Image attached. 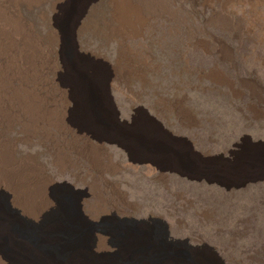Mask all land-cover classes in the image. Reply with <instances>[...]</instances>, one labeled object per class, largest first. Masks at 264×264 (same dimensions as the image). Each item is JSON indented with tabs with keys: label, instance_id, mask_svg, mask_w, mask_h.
I'll return each instance as SVG.
<instances>
[{
	"label": "rangeland",
	"instance_id": "rangeland-1",
	"mask_svg": "<svg viewBox=\"0 0 264 264\" xmlns=\"http://www.w3.org/2000/svg\"><path fill=\"white\" fill-rule=\"evenodd\" d=\"M119 1L25 14L32 56L14 71L26 90L15 78L0 104V157L16 166L0 175V264H219L210 246L227 264H264V171H249L264 150V0H125L115 36ZM89 11L102 27L80 32ZM77 84L96 124L78 113ZM235 143L245 150L221 159ZM172 152L181 161L158 169ZM190 158L239 174L221 186ZM159 250L168 257L150 262Z\"/></svg>",
	"mask_w": 264,
	"mask_h": 264
},
{
	"label": "bare ground",
	"instance_id": "bare-ground-1",
	"mask_svg": "<svg viewBox=\"0 0 264 264\" xmlns=\"http://www.w3.org/2000/svg\"><path fill=\"white\" fill-rule=\"evenodd\" d=\"M47 1H51L54 6V8L58 7V3L60 1H63V0H0V104H2V102L6 99H4V97L6 96V94L10 93V88L8 85H10L12 83V80H14L16 78V74H15V71H14V65L18 62H16V58H18V54L20 53L21 56H23L26 60L29 58H31L32 54L29 53L30 49L29 46L27 45L26 41H25V37L26 35L28 34H31V29H30V25H29V20H27L25 18V14L28 12H31L33 9H36L38 7H40L43 3L47 2ZM112 3L114 2V0H111ZM127 1V0H126ZM130 2V1H128ZM155 2V1H153ZM158 3V2H157ZM129 4V3H128ZM130 5V4H129ZM160 5V4H159ZM52 6V5H51ZM127 2H125V0H121L119 1V6H118V11H115L116 9H114V12L115 14L117 15V20L121 23V26L119 28H111L109 27V30L112 29V32L113 34H115V36L123 31H125L124 26L125 23H126V20H127V15L125 12H128L126 11L127 9ZM115 7V6H114ZM131 8V5L129 6ZM128 7V8H129ZM41 8V7H40ZM39 8V9H40ZM53 8V9H54ZM137 8V7H136ZM153 8V7H152ZM140 8H138L139 10ZM38 10V9H37ZM137 10V11H138ZM35 11V10H34ZM97 11V10H96ZM121 11V12H120ZM135 10H133L134 12ZM120 12V14L118 13ZM131 13V12H130ZM135 13V12H134ZM137 13V12H136ZM129 14V13H128ZM115 15V16H116ZM140 15V14H139ZM138 15V16H139ZM142 15V14H141ZM100 16V15H99ZM109 16V15H108ZM144 16V15H142ZM221 16V15H220ZM135 17V16H134ZM96 17H94L92 15V13L89 11L88 12V15L86 16L85 19H83V21L80 23L79 25V31L82 32V30H84L85 26H88V25H100V21L99 20H96L95 19ZM104 20V19H103ZM220 20H223V22L225 24H227L228 26L232 25L233 24V19L231 20L230 17L228 16H224L223 17L221 16ZM105 21L107 22V20L105 19ZM102 22V21H101ZM118 22V23H119ZM119 23V25H120ZM129 23V22H127ZM131 23V22H130ZM129 23V24H130ZM102 24V23H101ZM106 24V23H104ZM108 25V24H106ZM105 25V26H106ZM113 25V24H112ZM137 25V24H136ZM234 25V24H233ZM30 26V27H29ZM101 26V25H100ZM237 26V25H236ZM33 27V26H32ZM35 27V26H34ZM89 27V26H88ZM102 27V26H101ZM91 28H93L91 26ZM106 28V27H105ZM127 28V27H126ZM133 29V28H132ZM35 30V29H33ZM50 34H49V38H50V42H51V45H49L51 47V50L53 52H56L57 53V50L55 49V46H56V33L53 31V29L51 28L50 30ZM100 31V30H99ZM34 34L36 33L35 31H33ZM107 32V31H106ZM109 32V31H108ZM111 32V33H112ZM98 33V32H97ZM102 33V32H101ZM100 33V34H101ZM96 34V33H95ZM105 34V33H104ZM110 34V33H108ZM33 35V34H32ZM102 35V34H101ZM35 36V35H34ZM104 36V35H103ZM43 37V36H42ZM106 37V36H105ZM104 39H107L105 38ZM27 39V38H26ZM34 41V40H33ZM44 41V40H43ZM28 42V41H27ZM35 43V42H34ZM41 44V43H40ZM36 46V45H35ZM41 48V47H40ZM33 49V48H32ZM36 50V49H35ZM39 50V48H38ZM28 51V52H27ZM34 52V51H32ZM38 52V51H37ZM36 52V53H37ZM20 56V57H21ZM35 58V57H34ZM16 59V60H14ZM37 59V58H36ZM22 62H26L24 59H20ZM33 60V59H32ZM13 61V62H12ZM31 61V60H30ZM12 62V63H11ZM20 62V61H19ZM29 61H27V64H31V63H28ZM21 66V65H20ZM24 66V65H23ZM20 69V68H18ZM25 69V67H24ZM17 70V69H16ZM20 72V71H19ZM11 73V74H10ZM19 77V76H18ZM22 79V81H21ZM16 80L20 82V88L23 87V82H24V79L23 78H16ZM15 81V80H14ZM16 85V84H15ZM12 86V85H11ZM14 86V84H13ZM79 86L78 88H76V92L78 91V98H74V101H75V104H76V107L78 109V113H80L79 115H81L84 119V123H87V124H96L97 122H95V119L92 117V113L95 114V110H92L93 106L96 104H94L91 100L89 101V98L87 97V87H84L83 84H77L76 87ZM86 86V85H85ZM23 90H26L25 88H21ZM20 90V89H19ZM18 91V90H17ZM29 91V89H28ZM27 91V92H28ZM26 92V93H27ZM25 93V92H23ZM13 94V93H12ZM33 94V93H32ZM26 95V94H25ZM15 97V96H14ZM86 98V99H85ZM9 99V97H7V100ZM17 99V98H16ZM24 99V98H23ZM32 99V98H31ZM85 99V100H84ZM30 101V100H28ZM7 102V101H6ZM10 101H8L9 103ZM27 102V100H26ZM19 103V102H18ZM6 104V103H4ZM13 104V103H12ZM17 104V103H16ZM20 104V103H19ZM90 104H92V106H90ZM11 105V104H10ZM25 105V104H24ZM8 106V105H7ZM26 106V105H25ZM31 108H33L31 106ZM8 109V108H7ZM32 110V109H31ZM87 110H89V114L87 112ZM15 111V110H14ZM10 112V111H9ZM7 113V112H6ZM10 114V113H9ZM8 114V115H9ZM14 114V113H13ZM12 114V115H13ZM4 116V115H3ZM91 117L93 119H91ZM5 118V117H3ZM12 118V117H11ZM27 118V117H26ZM21 121V120H20ZM3 122V121H2ZM13 122V121H11ZM4 123V122H3ZM9 123V122H8ZM7 123V124H8ZM6 124V123H5ZM147 124V123H146ZM6 126V125H5ZM4 124H2L1 127H5ZM10 125H8L6 128H4V132L7 131L9 128ZM148 127H151V126H148ZM1 130V129H0ZM138 133V132H137ZM136 134V133H135ZM134 134V135H135ZM130 135V134H128ZM138 135V134H137ZM111 135L109 134V137ZM137 137L136 135L133 136V134L129 137ZM117 139V141H122L124 142V140L126 139L125 136H122L121 134L119 136H115L114 139ZM4 140V139H3ZM11 140V139H10ZM169 142V141H168ZM170 144V143H169ZM125 148V147H124ZM190 148V147H189ZM234 149L230 150L229 151V154L228 156H224L221 158V159H225L227 161H229L230 159H232V156L233 158L237 156L238 153H240L241 151H239L237 148H242L244 149V145L243 144H240V143H235L234 146H233ZM191 149V148H190ZM236 149V150H235ZM7 150V149H6ZM245 150V149H244ZM193 150L191 149V152ZM253 152H256V156L255 157V167L257 169H252L249 170L250 172L252 173H259L262 177V171H264V150H262L261 148H257L255 149ZM16 154V153H15ZM152 154V153H151ZM180 154V153H179ZM181 156L178 155V152L177 153H174L172 152V154L169 156V157H166L167 158V161H168V166L166 167H163L164 165H166V163L163 165V166H157V161H153L152 164H155L157 166L158 169H160L161 171H165L166 169L168 170L169 169V165L170 163L173 162L174 164V161H181V158H179ZM262 159H260V158ZM155 158L154 156L152 157V159ZM158 158V156H157ZM172 158V159H170ZM250 158L253 160V157H249V160ZM64 159V158H63ZM156 159V158H155ZM211 158H209L210 160ZM207 160V159H206ZM246 161V163H248V161ZM252 160L250 161V163L252 162ZM156 162V163H155ZM245 163V164H246ZM186 166L188 169H190V171H194V166H196L197 168H199V171L202 173V174H211L213 175L215 178H217L216 182L221 185V186H224L223 184V178L225 179H230V177H235L236 174H239L238 173V168L237 165L234 166V167H226L224 166L223 164H219V163H215V162H212V161H207L205 162V164L203 165H200V164H197L195 163L191 158L190 160L186 161L185 162ZM182 165V164H181ZM175 166V165H174ZM180 166V165H179ZM12 167L15 168V164L13 163L12 159L9 158V157H6V156H2L0 157V175L1 173L4 175L7 170ZM176 167V166H175ZM179 169V168H178ZM196 169V168H195ZM10 171V170H8ZM12 171V170H11ZM15 171H12V173ZM34 172V171H33ZM10 174V172H9ZM27 174V173H26ZM13 175V174H12ZM38 179V178H37ZM25 180V179H24ZM28 182V181H27ZM40 182V181H39ZM42 185V183H41ZM14 186V185H13ZM22 186V185H21ZM225 186L226 188H229L226 183H225ZM6 187V186H5ZM32 190V189H31ZM48 202L47 205H50L51 204V201H46ZM45 204V203H44ZM47 209V208H46ZM38 210V209H37ZM76 214L79 213V214H82V210L80 209V207L77 209V211L75 210ZM42 213V212H41ZM47 220V219H45ZM45 220H41L39 221L40 222H43ZM78 227H79V234H85L86 231V228H85V225H84V221L82 220L81 217H79L78 219ZM44 223V222H43ZM55 225V222H52L51 225H48L47 228L50 229L52 228V226ZM88 227L89 226H93L94 224H87ZM163 225H165V223L163 222ZM5 226V223L3 222H0V232H3V228ZM56 227H57V230L63 228L61 225H58L56 224ZM63 229H67V227H64ZM90 229V227H89ZM166 234L168 235V232H166ZM172 237V236H171ZM87 239L88 238H79V242L77 244V246L79 247V250H83L87 244ZM67 240V239H66ZM190 245V244H189ZM192 246V245H190ZM206 246H210L208 244H204L202 246H192V247H198L199 250L200 249H207ZM209 249H212V253L214 254V256L216 257V260L219 262V264H227L226 261L220 256L219 252L216 251V249L213 247V246H210ZM0 253L4 255L3 251L0 249ZM219 254V255H218ZM165 257H168L166 255V252H164V250H159L156 255L154 257H151L149 258L148 260L152 263H159L162 261V259H164ZM147 258V257H146ZM71 262V260H70ZM70 264V263H69Z\"/></svg>",
	"mask_w": 264,
	"mask_h": 264
}]
</instances>
